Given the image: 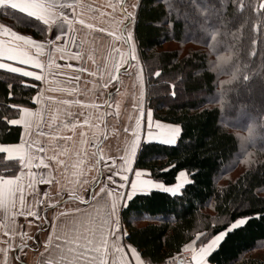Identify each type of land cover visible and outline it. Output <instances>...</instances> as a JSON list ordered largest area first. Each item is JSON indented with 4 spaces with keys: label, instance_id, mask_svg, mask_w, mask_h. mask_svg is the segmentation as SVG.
<instances>
[{
    "label": "trees",
    "instance_id": "1",
    "mask_svg": "<svg viewBox=\"0 0 264 264\" xmlns=\"http://www.w3.org/2000/svg\"><path fill=\"white\" fill-rule=\"evenodd\" d=\"M240 2L220 0L226 19L239 15L235 24L206 29L188 24L169 0L139 1L135 36L147 106L154 120L179 126L180 134L175 145L144 141L134 166L166 185L174 184L181 171L189 181L175 196L152 190L137 194L122 209L126 241L149 264L179 254L191 240L199 247L198 232L210 233V239L241 217L249 218L247 224L230 232L207 262L264 264V144L255 141L264 136V89L254 90L261 95L250 98L242 90L264 77V18L241 9ZM0 23L38 40L46 36L40 22L10 7H0ZM221 56L227 61H219ZM221 81H229L223 86V102ZM39 84L0 69V144L20 140L21 126L9 121L21 107L34 105ZM18 169L19 161L0 151V177L13 176Z\"/></svg>",
    "mask_w": 264,
    "mask_h": 264
},
{
    "label": "crops",
    "instance_id": "2",
    "mask_svg": "<svg viewBox=\"0 0 264 264\" xmlns=\"http://www.w3.org/2000/svg\"><path fill=\"white\" fill-rule=\"evenodd\" d=\"M139 1L127 0L128 3L138 4ZM57 2L58 4L73 3L77 5L74 8L63 9L65 15L74 19V31L70 32L66 25L55 24L51 29L46 27V36L43 40H54L55 36L60 34L61 31L70 32L67 48L72 55L78 53L79 59L62 58L59 51L52 53L51 48L47 45L45 46V51L37 57L42 65H44L43 71L48 77L47 81H39L40 84L37 91L38 93L43 90V96L45 97L43 101V105L45 106V124L43 128L34 129V131L28 134H25L23 125H20V140L13 144L20 143L22 135L26 141H37L33 145V154L38 157H43L47 167L41 165L37 168V160L33 162L31 170L36 172L37 176L43 175L46 182L37 183L34 188H29L28 181L24 180V202L37 211L39 215H19L14 217L16 233L23 232L26 234V237L23 238V244L21 243L22 238L19 235L13 236L10 233L5 234L6 229L2 226L5 221V216L3 210L0 209V247L7 246L4 241H8L11 245L9 248L10 264H45L49 259L46 252V247H48L46 242L53 232V218L55 217L59 223H63L64 218L60 216V213L64 212L66 218L70 220L73 218L74 213L66 212V209L86 207V205L78 200H69L67 195L68 181L74 179L72 177V165L78 161H82L79 164V170L82 173L80 177L81 183L86 180L91 184L93 183V177H97L99 180L105 182L97 183V192H99L101 187L116 189L120 183H124L121 180V176L128 175L131 178L134 176L135 170L145 172L147 175L144 178L152 179L148 170L134 166L137 154L132 158L133 169L127 172H120V174L113 176V179L116 181L115 184L107 179L109 175H112V172H116L122 167L121 157L125 154V144L131 138V128L129 127V131L125 133V126L135 125V117L140 116L141 134L146 135L149 130L147 122V111L149 108L146 98V76L140 60L137 41L135 43L137 45L136 54L138 63L132 62L133 67L130 68L127 63L121 62L122 71L114 67V62L119 60L120 51H126L127 46L122 39L118 38L120 36L118 31L116 32L115 38L111 34L114 31L113 22L123 20L124 18L120 15L118 7L113 9L108 5L122 2V0H57ZM83 5L89 7H81ZM80 19L85 20L83 25L79 23ZM135 21L136 18L133 23L129 24V28L134 34ZM88 24H92V27L88 28ZM0 25L8 27L2 23ZM17 33L24 35L20 32ZM31 38L37 41H43L33 37ZM10 39V36L0 33V41H4L6 44ZM57 43L62 47L65 46L63 39ZM116 49L120 51H116ZM33 54H35L34 49ZM50 54L54 55L55 63L59 66L56 69L49 70L47 68V61L50 58ZM64 55L67 57L68 53ZM0 62L8 63L9 61L6 58H0ZM11 63L13 66H21L18 62ZM68 65H71V67H67ZM23 67L29 71L41 72V69H36L34 65ZM50 72L62 73V75L57 74L53 76L49 74ZM137 72L140 73L143 84L137 79ZM111 75H116L118 79L116 81L111 80ZM105 84L108 85L107 88L104 87ZM54 88L75 89V92L51 90ZM141 88L143 89L144 95L142 101H140ZM107 93H111V96L109 97ZM50 96L55 97V100H48L47 97ZM66 100L73 101V103H63ZM75 101H80V103H75ZM105 101H108V104L111 106H106ZM137 102H140V106L133 108V104ZM117 103H119V108H117ZM93 104L97 105L98 108L91 107ZM38 107L41 106L37 105L34 101V105L28 108L36 110ZM105 113L107 114L105 115ZM52 114H56L58 119L63 121V124L69 125V127L65 128L61 124L59 127L49 129L47 120L51 119ZM19 115L20 112L14 119H18ZM156 121L152 118L153 125ZM73 124L75 127L71 126ZM56 132H59V135H56ZM81 133L84 134L83 137H81ZM63 137H71L72 139L65 140ZM41 149L44 151H41ZM3 153L7 158H13L19 161V158L14 154L9 155V153ZM52 157H55V159H52ZM109 157L117 161L115 166H112ZM61 160L64 161L63 164H60ZM105 163L112 167V172L104 167ZM21 171L22 169L19 163V169L13 177ZM23 171L26 174L28 169L24 168ZM130 186L129 179L125 183V188H130ZM86 190L91 194L90 188ZM45 193H47V196ZM57 193H60V195H57ZM87 198L85 196V199ZM106 198L105 193L100 198L101 205ZM16 199L17 209H19V193H17ZM61 200L64 203L57 207L55 202ZM125 232L127 230L122 221L121 210L120 230L115 233L120 239L119 241H115L114 237L110 236L109 244H116L124 249L123 264H136L135 259L131 257L130 251L134 246L126 241ZM193 246H196L195 239L185 244L179 257H182L185 251H191V247ZM137 254L140 257L141 264H149L141 256L139 250H137ZM120 256L121 253H115L110 256V264L112 261L115 264H121ZM2 259L3 257L0 255V261ZM205 259L207 261V257ZM161 264H165V262ZM207 264L210 263L207 262Z\"/></svg>",
    "mask_w": 264,
    "mask_h": 264
},
{
    "label": "snow or ice",
    "instance_id": "3",
    "mask_svg": "<svg viewBox=\"0 0 264 264\" xmlns=\"http://www.w3.org/2000/svg\"><path fill=\"white\" fill-rule=\"evenodd\" d=\"M170 6L175 5L180 8L181 15L184 20L191 18L194 25L200 28L212 29L216 27H227L233 25L239 19V15L236 14L231 20H228L220 12V0H169ZM0 6L5 8L10 7L13 10H18L19 13L24 14L28 18H32L34 21L40 22L44 27L49 29L55 24L66 25L68 29L74 31L73 24L74 19L69 18L64 14V8H74L77 5L73 3L58 4L57 0H0ZM109 7L113 9L119 8L120 15L124 18L113 22L114 31L111 33L113 37H116V32L120 33L119 39H122L127 46L126 51H120L119 60L114 62V67L117 70L122 71L121 62L127 63L131 68L132 62L138 63L137 58V45L135 43L136 36L129 28V24L134 22L137 17L136 9L140 6L138 3H128L127 0H122L116 4H109ZM81 7L88 8L89 6L83 5ZM241 9H251L253 12L259 14L264 18V0H257L256 3H245L241 0L239 3ZM203 10V14L201 13ZM23 23H28L27 20H23ZM79 23L83 25L84 19H80ZM88 28L92 27V24L87 25ZM70 32L61 31L60 34L55 36V39H48L43 41H37L32 39L28 35H21L13 31L11 27H5L0 25V33L10 36L11 39L5 44L4 41H0V58H6L8 63L0 62V69L9 70L12 73L21 74L23 77H34L38 81H47L48 77L44 74V65L37 58L41 53L45 51L47 45L51 48L52 53L59 51L62 58L79 59V54L72 55L67 48V42L70 36ZM215 35V33H213ZM65 41V46L62 47L59 43L61 40ZM255 43V41H253ZM33 49L35 54H33ZM65 53H68L65 57ZM227 56L218 57L221 62L227 61ZM11 62H18L21 66H13ZM34 65L36 69H41V72L29 71L23 66ZM59 66L55 63L54 55L50 54V58L47 61V68L49 70L56 69ZM67 67H71L68 65ZM83 71V69H81ZM49 74L55 76L62 73L50 72ZM159 75V72L155 73ZM111 80L116 81L118 78L116 75H111ZM137 79L143 84L140 73L137 72ZM245 80L248 76L244 77ZM221 102L224 101V89L223 86L228 84L229 81H221ZM108 87L107 84L104 85ZM174 87V86H173ZM53 91L63 92H75V89H51ZM110 97L111 93H107ZM175 96V91L172 92ZM144 98L143 89L141 88L140 101ZM43 90L39 91L36 96L32 97V100L40 105L36 110H32L28 107L19 109L20 115L18 119H12L9 121L11 125H23L25 134H28L34 129L43 128L45 124L44 116V101ZM48 100H55V97H47ZM65 104H71L73 101H64ZM80 103V101H75ZM105 105L110 107L108 101H105ZM140 106V102L134 103L133 108ZM93 108H98L97 105H91ZM119 108V103H117ZM107 113H105L106 115ZM118 114V113H117ZM71 115V113H69ZM153 113L151 109L147 111L148 132L146 135H142L140 132V116L135 117V125L125 126L124 132L129 131L131 128V138L126 142L124 148V156L121 157L122 167L112 172V167L105 163L104 167L108 171L112 172V175L107 177L108 181L113 184L116 181L113 176L120 174V172H127L133 169L132 158L136 156L138 148L141 146L142 141L148 143L160 142L166 145H175L177 138L180 134V127L170 124L161 123L156 121L152 123ZM86 122V121H85ZM63 124V121L58 119L56 114H52L51 119L47 120L49 129L59 127ZM65 128L69 127L67 124H63ZM75 127V125H71ZM251 128L249 133L251 134ZM59 135V132L55 133ZM83 137V133L80 134ZM65 140L72 139L71 137H63ZM83 142V141H82ZM37 141H26L24 136H21V142L18 144H0V151L9 153V155H15L19 158V163L22 171L16 176L0 177V209L3 210L5 221L3 227L6 229V235L11 234L13 236L19 235L22 240L26 237V234L21 232L19 234L15 231V216L25 215H39L30 205H26L24 202V180L28 181V187L34 188L37 183H45V177L43 175L37 176V173L32 171L33 162L38 160L36 167L39 168L45 164L43 157H38L33 154V145ZM41 151H44L41 149ZM103 155V153H101ZM55 159V157H52ZM111 159L112 166H115L117 161L114 158ZM64 161L61 160L60 164ZM82 161H78L72 165V177L74 179L68 181V199L73 201H80L86 205L85 208L75 207L66 209V212L74 213L72 219H67L65 213H60V216L64 218L63 223H59L56 218H53L52 234H50L46 244V252L49 259L45 264H110V256L115 253H121L120 259L123 264V252L124 249L118 245L109 244V237L113 236L115 241H119L120 237L115 235L120 230V213L121 210L127 206V202L132 200L137 194L148 195L152 190L162 191L165 193H171L175 196L182 190L183 184L188 183V178L185 172L181 171L176 177L175 184L166 185L164 182H158L157 180L144 178L147 174L141 170H135L134 176L131 178L128 175H122L121 180L124 183H120L116 189L101 187L99 192L96 191L97 183H105L99 180L97 177H93V183L89 184L86 180L81 183L80 177L82 173L79 170V164ZM27 168L28 171L25 174L23 171ZM167 171V169H165ZM130 179V188H125V183ZM91 189V194L86 190ZM19 193V209H17L16 195ZM106 193V199L103 204L100 203V198ZM47 196V193H45ZM60 195V193H57ZM85 196L88 198L85 199ZM126 197V199H125ZM119 198V199H118ZM110 201V204H109ZM64 203L63 200L55 202L56 206ZM248 217L237 218L234 223H231L226 231H220L216 235H212L209 239L208 232H198L196 235L198 240L201 241L199 248L191 247L192 257L189 264H207L206 257L210 252L215 250L227 237V235L247 224ZM207 241L203 243V241ZM5 247H0V255L3 259L0 264H10L9 260V248L11 245L8 241H4ZM186 247H188L186 245ZM111 249V251H110ZM131 257L135 259L136 264H141L139 255L136 248H131ZM111 264H115L114 261Z\"/></svg>",
    "mask_w": 264,
    "mask_h": 264
},
{
    "label": "rangeland",
    "instance_id": "4",
    "mask_svg": "<svg viewBox=\"0 0 264 264\" xmlns=\"http://www.w3.org/2000/svg\"><path fill=\"white\" fill-rule=\"evenodd\" d=\"M188 24H190V25H194L193 23H192V20H191V18H189L188 20H185ZM259 87H262L263 89H264V77H259L255 82H254V84L253 85H250V86H245V87H243V92L245 93V95L248 97V98H250L251 97V95H252V93H255L254 94V96L256 95V93H258L257 91L255 92L254 90H256V89H258ZM261 89V88H260ZM233 94H235L236 96H237V98L240 100V101H242L243 103H244V101H243V99H244V97H243V99L239 96V94H237V92H234ZM258 94H260L261 95V92L260 93H258ZM263 95H264V93H263ZM263 95H261L262 97H264ZM246 98V97H245ZM250 100V99H249ZM251 101V100H250ZM255 141H259L260 143H262V144H264V136L262 137H256L255 138ZM250 153V152H249ZM249 155V154H248ZM246 156V157H244L240 162H242V163H244L245 161H246V159L249 157V156ZM242 163H241V165H242ZM263 245V244H262ZM196 248H199V247H197V246H195ZM187 251H189V250H187ZM191 254H192V252L191 251H189ZM260 251H258V250H256V251H254V253H256V254H258ZM261 252L262 253H264V247H262L261 248Z\"/></svg>",
    "mask_w": 264,
    "mask_h": 264
},
{
    "label": "built area",
    "instance_id": "5",
    "mask_svg": "<svg viewBox=\"0 0 264 264\" xmlns=\"http://www.w3.org/2000/svg\"><path fill=\"white\" fill-rule=\"evenodd\" d=\"M192 254L189 251H185L183 256L179 259L178 256H173L165 261V264H189Z\"/></svg>",
    "mask_w": 264,
    "mask_h": 264
},
{
    "label": "water",
    "instance_id": "6",
    "mask_svg": "<svg viewBox=\"0 0 264 264\" xmlns=\"http://www.w3.org/2000/svg\"><path fill=\"white\" fill-rule=\"evenodd\" d=\"M125 235L127 236V232H125Z\"/></svg>",
    "mask_w": 264,
    "mask_h": 264
}]
</instances>
